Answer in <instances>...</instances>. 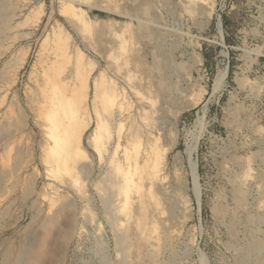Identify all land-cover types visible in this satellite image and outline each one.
Here are the masks:
<instances>
[{"label": "rangeland", "instance_id": "rangeland-1", "mask_svg": "<svg viewBox=\"0 0 264 264\" xmlns=\"http://www.w3.org/2000/svg\"><path fill=\"white\" fill-rule=\"evenodd\" d=\"M0 2V264L23 256L24 264H237L234 244L257 237L264 244V0ZM88 75L91 101L99 79L103 116L105 92L118 87L137 125L145 126L139 99L151 103L154 149L162 151L154 160L164 167V182L130 184L115 199L116 226L103 205V179L115 166L119 175L126 169L98 151L109 132L133 130L134 116L121 128L105 125L106 135L103 126L99 144L91 140L96 123L87 129V153L73 164L77 179L59 163L65 151L51 152L55 141L37 108L42 90L55 83L61 91L73 78L82 93ZM235 187L247 194L243 204ZM252 213L262 218L256 226L246 219ZM121 230L128 232L126 251L117 240Z\"/></svg>", "mask_w": 264, "mask_h": 264}, {"label": "bare ground", "instance_id": "bare-ground-1", "mask_svg": "<svg viewBox=\"0 0 264 264\" xmlns=\"http://www.w3.org/2000/svg\"><path fill=\"white\" fill-rule=\"evenodd\" d=\"M6 2V1H5ZM1 3V2H0ZM3 4V3H2ZM71 8V7H70ZM194 8V7H193ZM3 9V8H2ZM1 10V9H0ZM75 11V10H74ZM134 11V10H133ZM195 12V11H194ZM136 13V12H135ZM11 18V17H10ZM143 19V18H142ZM155 19V18H154ZM11 20V19H10ZM7 23V22H6ZM138 23V22H137ZM141 23V22H140ZM139 23V24H140ZM221 23H219V26ZM88 25V24H87ZM107 25V24H106ZM89 26V25H88ZM3 27V26H2ZM1 28V27H0ZM90 28V27H89ZM140 28V27H139ZM222 31V30H221ZM151 32V31H150ZM147 33V32H146ZM145 33V34H146ZM141 34V33H140ZM154 34V33H152ZM142 35V34H141ZM163 35V34H161ZM144 36V35H143ZM142 36V37H143ZM146 37V36H145ZM161 37V36H160ZM147 38V37H146ZM145 38V39H146ZM153 38V37H152ZM122 41V40H121ZM121 41H119L121 43ZM125 41V40H124ZM160 41V40H159ZM126 42V41H125ZM152 42V41H151ZM69 44V43H68ZM147 44V43H146ZM62 45V44H61ZM118 45V44H117ZM65 46V45H64ZM63 47V46H62ZM72 46H70L69 48H71ZM122 48V47H121ZM67 49V48H66ZM73 49V48H72ZM69 50V49H68ZM125 50V49H124ZM69 51H72V50H69ZM127 52V51H126ZM72 53V52H70ZM159 53V52H158ZM156 54V53H155ZM68 55H71L68 53ZM158 56V55H156ZM167 57V56H166ZM78 58V57H77ZM157 58V57H156ZM161 58V57H160ZM82 59V57H81ZM158 59H159V56H158ZM80 60V59H79ZM81 61V60H80ZM79 61V62H80ZM157 62V61H156ZM78 64V63H77ZM85 64V63H84ZM162 64V63H161ZM121 65V64H120ZM158 65V64H157ZM75 66V65H74ZM83 66V65H82ZM159 66V65H158ZM76 67V66H75ZM124 67V66H123ZM161 67V66H160ZM74 68V67H73ZM77 68V67H76ZM81 68V67H80ZM159 68V67H158ZM160 69V68H159ZM80 70V69H79ZM78 70L79 74H80V71ZM86 70V68H85ZM166 70V69H165ZM74 71V70H73ZM77 71V70H76ZM75 71V72H76ZM161 72V71H160ZM159 72V73H160ZM70 73V76H71V72H68ZM81 73H84L83 71ZM91 73V72H90ZM120 74V72H118ZM227 73V72H226ZM78 74V73H77ZM87 74V73H86ZM3 75V74H2ZM69 75V74H68ZM84 75V74H83ZM66 77V75H63ZM69 76V77H70ZM75 76V75H74ZM221 76V75H220ZM219 76V77H220ZM224 76V75H223ZM67 77V78H69ZM73 77V76H72ZM81 77V76H80ZM86 77V76H85ZM161 77V76H160ZM78 78V77H77ZM81 78H84V77H81ZM81 78H78L80 81L82 80ZM223 78V77H221ZM220 78V79H221ZM61 79V78H60ZM75 79V77H74ZM63 80H64V77H63ZM84 81H82L83 83H85V91L82 92V93H78L79 92V89H77L76 91L73 89L75 88L74 87V80L72 78L71 81H69L68 79L66 80L67 83L69 81L68 84H65L67 87H63L64 89H60V86L58 87L61 91H58L57 89V86L59 85L57 82L58 85H54L53 84V88H49V90H42V99L40 100L39 102V106L37 108H39V112L40 113V117L42 116L43 117V130L45 128L46 132L48 133V135L50 136L51 135V138L55 141V144H53L55 147V150L53 149V147H50L51 152H56L57 149L58 150H63L65 152L61 153L58 155L59 159H60V162H62V164L64 165V169L63 170H66V172L68 171L69 173H73V177H78L77 175L75 176V165H73L75 162H77V159H78V156L81 152L85 153L86 150L84 148L81 147V143L83 141V137L85 135V132L87 131V129L89 127H91L92 124H95L96 123V128L94 130V133H93V137L91 140H96L98 141V144H99V140H100V137H102V132H101V129L102 127L105 125H111L112 124V127L114 126H119L121 128V126H124L123 124L128 120V118L130 119L131 117H133L134 115L131 114V112L129 111V107L126 106L127 102L125 103V101H127L128 99V96L127 94L123 91V89H118L117 90H112L110 91L108 94L107 92H105V100L108 102L109 100V107L108 109L106 110V112H108V115L107 116H103L102 115V111H101V108H100V103L102 102V100H99L100 98H98V95H99V90H98V80L99 79H96V84H95V95L93 96V99L91 101V98H92V88L90 86V76L88 75L86 77V80L85 78L83 79ZM218 80V79H217ZM222 80V79H221ZM220 80V81H221ZM47 81H49L47 79ZM219 81V82H220ZM224 81V80H223ZM239 83L241 81V79L239 80ZM249 81V79H248ZM61 82V81H60ZM158 82V81H157ZM247 82V81H246ZM49 83V82H47ZM101 83V82H100ZM221 83V82H220ZM242 83V82H241ZM244 85H245V82H243ZM242 83V84H243ZM62 84V83H61ZM80 84V83H79ZM156 84V83H155ZM165 84V83H164ZM249 85V84H248ZM54 86H56V88H54ZM82 86V85H81ZM117 86V85H116ZM167 86V85H166ZM79 87V86H78ZM77 87V88H78ZM146 93L147 94H150V92L152 91V86L148 85L146 86ZM217 87V86H215ZM219 87V86H218ZM81 88V87H80ZM83 88V87H82ZM102 88V87H101ZM115 88V87H114ZM160 88V87H159ZM158 88V89H159ZM220 88V87H219ZM51 89V90H50ZM217 89V88H215ZM256 89V88H255ZM254 89V90H255ZM257 90V89H256ZM78 91V92H77ZM252 91V90H251ZM103 92V91H102ZM163 94H165L164 90H160L158 91V95L160 96V98H162ZM172 94V93H171ZM156 95V97L158 96ZM102 96V94H101ZM155 97V96H153ZM148 98H149V95H148ZM145 97H142L141 99H139L141 101V105L139 108L140 110V115L139 116L143 121H145V126L144 124L143 125H140L138 123V125L136 124V117L134 116V119H132V123H131V126L130 127H134L133 130L131 131H128V133H122V131L118 130L119 133H117L116 136H114L111 132H109V127L106 128V132H105V135L107 133V131L109 132L106 137H104V145L106 144L107 147L106 149L103 148L101 150V148H99V153H100V156L104 158L107 157L108 159V162H113L115 161V159L117 160V162L120 164V166H124L125 169H126V172L125 174H120L119 175V172H117L116 169V166H115V169L111 168L109 169L107 172V175L106 177L103 179V187H102V198H103V205L105 207V211L108 213V215H110V218L109 220H112L111 222L113 223V225L117 224V216L116 214L120 215L116 209H118V206L119 204L117 205L116 204V201L115 199L118 200V198L121 196V194H123L124 190H127V189H131L129 188V186H131L130 184H140V183H144V181L148 180V182L150 181V185H154L155 183H160V182H164L165 180V176H163V170H164V167H161L159 164H161V161L159 162H156L154 160V155L158 154V152L156 151H159V150H155L156 148L154 147V144L157 142V140H155V137L152 136V127H150V123L152 125V122H150V119H151V115L149 114L150 113V109H151V103L146 100H144ZM151 100V99H150ZM155 100V99H154ZM163 100H165V96H163ZM139 101V102H140ZM130 102V101H129ZM153 102V100H152ZM106 103V102H105ZM103 104V103H101ZM139 106V105H138ZM155 108V107H154ZM132 109V108H131ZM156 109V108H155ZM239 110V108H237ZM236 110V109H235ZM154 111V110H153ZM137 112V111H136ZM151 112H152V109H151ZM157 112V111H156ZM155 112V113H156ZM159 112V111H158ZM236 112V111H235ZM5 113V112H4ZM233 113V112H232ZM238 114V113H237ZM4 115V114H3ZM232 115H235V114H232ZM239 116V115H237ZM234 117V116H233ZM152 118L153 115H152ZM235 118V117H234ZM161 119V118H160ZM233 119V118H232ZM238 119V118H237ZM236 121V120H234ZM233 121V122H234ZM248 121V120H247ZM106 122V124H105ZM158 122V121H157ZM238 122V121H237ZM5 126V125H4ZM163 125H161L160 127H162ZM240 126V125H239ZM238 126V127H239ZM2 127V126H1ZM42 127V126H41ZM111 127V126H110ZM129 127V128H130ZM237 127V128H238ZM241 127V126H240ZM236 128V127H235ZM108 129V130H107ZM113 129V128H112ZM112 129L110 131H112ZM128 129V128H127ZM44 130V131H45ZM115 130V129H114ZM122 130V129H121ZM3 131V130H1ZM43 131V132H44ZM49 131V132H48ZM126 131V130H125ZM5 132V131H4ZM3 132V133H4ZM104 133V132H103ZM5 134V133H4ZM45 134V133H44ZM48 136V137H49ZM2 138V137H1ZM47 138V137H46ZM48 139V138H47ZM46 140V139H45ZM3 141V140H2ZM53 141V142H54ZM89 142H90V138H89ZM47 143H48V140H47ZM92 143V142H91ZM132 143L134 145H138V146H133V148H136L135 150H137V152H135L134 150H130V151H133L135 153H132L130 154L129 152V148H130V145H132ZM93 144V143H92ZM91 144V145H92ZM105 145V146H106ZM157 145V144H156ZM48 146V144H47ZM46 146V147H47ZM99 145H97L98 147ZM139 146L142 148H139ZM143 146V147H142ZM234 146V145H233ZM95 147V145H94ZM96 147V148H97ZM157 147V146H156ZM192 147V146H191ZM49 148V147H48ZM155 148V149H154ZM141 149V150H140ZM158 149V148H157ZM192 149H190V153L192 154ZM263 149V148H262ZM97 150V149H96ZM59 152V151H58ZM160 152H162L160 150ZM189 152V151H188ZM50 153V152H49ZM87 153V152H86ZM160 154V153H159ZM253 154V153H252ZM51 155V154H50ZM57 156V154H55ZM106 155V156H105ZM163 155V154H162ZM162 155L160 154V158L159 159H162L164 157H162ZM190 155V154H189ZM262 155V154H261ZM83 156H85L83 154ZM88 156V155H87ZM157 156V157H159ZM164 156V155H163ZM232 156V155H231ZM52 157V155H51ZM50 157V158H51ZM54 157V156H53ZM58 157H56L58 159ZM156 157V156H155ZM64 158V161H61V159ZM103 158V159H104ZM191 158V156H190ZM195 158V157H194ZM263 158L264 160V155L261 156V159ZM54 159V158H53ZM158 159V158H156ZM164 160V159H163ZM190 160V159H189ZM197 160V159H196ZM49 161V160H48ZM56 161V160H55ZM106 161V160H105ZM153 161V162H152ZM53 162V161H52ZM57 162V161H56ZM152 162V163H151ZM239 162V161H238ZM245 163V162H244ZM58 164V163H56ZM54 164V165H56ZM113 164V163H112ZM163 164V162H162ZM53 165V166H54ZM73 165V166H72ZM158 165V166H157ZM191 167L193 168L192 172H194V191H195V194L196 196H198V198H200V186H198L197 182H198V171H197V162L196 161H193L191 160V163H190ZM60 166V165H58ZM86 166V164H85ZM84 166V167H85ZM112 166V165H111ZM114 166V165H113ZM226 166V165H225ZM62 167V166H60ZM62 167V168H63ZM83 167V168H84ZM110 167V165H109ZM51 168V166H50ZM59 168V167H58ZM57 168V169H58ZM62 168H60L59 170H62ZM53 169V168H52ZM78 169V167H77ZM85 169V168H84ZM107 170V169H106ZM121 171V170H120ZM240 171V170H239ZM53 172L57 173V174H61L60 171H57V170H54ZM124 172V170H123ZM244 172V171H243ZM55 174V175H57ZM77 174V172H76ZM246 174V173H245ZM70 175V174H69ZM68 175V176H69ZM240 175V174H239ZM247 175V174H246ZM60 178H61V175H59ZM121 176V177H120ZM56 177V176H55ZM88 177V176H87ZM246 177V176H245ZM253 178V177H252ZM78 179V178H77ZM233 179V178H231ZM244 179V178H243ZM256 179V178H255ZM237 180V179H236ZM235 180V181H236ZM241 180V179H239ZM60 181V180H59ZM66 181V180H65ZM234 181V182H235ZM81 182H84V181H81ZM134 182V183H133ZM77 183H79L77 181ZM199 183V182H198ZM236 183V182H235ZM241 183V182H240ZM243 183V182H242ZM246 183V182H245ZM76 184V183H75ZM260 184V183H259ZM141 185V184H140ZM138 186V187H141V186ZM240 185V184H238ZM242 185V184H241ZM258 185V184H257ZM96 186V185H95ZM142 186H144L142 184ZM160 186V185H159ZM246 186V185H245ZM83 187V186H82ZM81 187V188H82ZM85 187V186H84ZM83 187V188H84ZM132 187V186H131ZM134 187V185H133ZM243 187V185H242ZM242 187H235V191H236V194L239 195V198H240V202L243 204L246 199V192L242 189ZM77 188V187H76ZM246 190H248L246 187H245ZM79 190H81L79 188ZM78 190V191H79ZM141 190V189H140ZM233 190V191H234ZM259 190V189H258ZM131 191V190H130ZM129 191V192H130ZM136 191H137V188H136ZM139 191V189H138ZM137 191V193H138ZM97 192V191H96ZM141 192V191H140ZM139 192V194H140ZM258 192V191H257ZM81 193L82 194H85L84 190L82 189L81 190ZM145 193V192H143ZM234 193V192H233ZM146 194V193H145ZM167 194V193H166ZM236 194L234 193V195L236 196ZM101 195V194H100ZM125 195V193H124ZM143 194H140L138 196V198H140L141 202H142V205L143 203L145 202V199L143 198L142 199V196ZM80 196V195H79ZM83 196V195H82ZM85 196V195H84ZM123 196V195H122ZM141 196V197H140ZM147 196V195H146ZM125 197V196H124ZM130 197V195H129ZM119 200L123 201L122 198H120ZM130 200V199H129ZM153 200V199H152ZM151 200V201H152ZM128 200H126L127 202ZM264 201V200H263ZM130 202V201H129ZM125 203V202H124ZM237 203V201H236ZM240 203V204H241ZM247 203V202H246ZM157 204V203H156ZM239 204V203H238ZM142 205L139 204V207L141 206V210L144 208ZM237 205V204H236ZM246 205V204H245ZM244 205V206H245ZM123 206V205H122ZM238 206V205H237ZM121 207V205H120ZM156 207V206H155ZM173 207V205H172ZM240 207V206H239ZM243 207V206H242ZM147 208V207H146ZM171 208V207H170ZM232 208V207H231ZM90 209V207H89ZM226 209V208H224ZM233 209V208H232ZM243 209V208H242ZM247 209V208H246ZM249 209V208H248ZM119 210V209H118ZM121 210L123 209H120V213H121ZM129 210V208H128ZM125 211V212H128ZM156 210V209H155ZM172 210V209H171ZM88 211V210H87ZM86 211V212H87ZM124 211V210H123ZM122 211V212H123ZM246 211V210H244ZM228 212V211H227ZM84 213V212H83ZM124 213V212H123ZM169 213V212H168ZM223 213V211H222ZM234 213V212H233ZM236 213V212H235ZM162 214V213H161ZM253 214V213H252ZM252 214H248V218L246 217V219L248 220V223L252 224V225H255L257 223H260L262 221V218L260 216H257L256 214L252 215ZM127 216L128 213H126ZM230 215V214H229ZM233 215V214H232ZM236 215V214H234ZM93 216V215H92ZM146 214H145V218H146ZM108 217V216H107ZM229 217V216H228ZM234 217V216H233ZM128 218V217H127ZM231 218V217H230ZM229 219V218H228ZM233 219V218H232ZM231 219V220H232ZM153 220V219H152ZM156 221V220H155ZM230 221V220H229ZM233 221V220H232ZM264 221V220H263ZM93 222V221H92ZM139 222V221H138ZM141 222H144L141 220ZM234 222V221H233ZM115 223V224H114ZM121 223V222H120ZM123 224V223H122ZM140 224V223H139ZM143 224L142 223V227H143ZM151 224V223H150ZM149 224V225H150ZM156 224V223H155ZM145 225V224H144ZM230 225V223H229ZM116 226V225H115ZM121 226V225H120ZM113 227V226H112ZM146 227V226H145ZM230 227V226H229ZM249 227V226H248ZM235 228V227H234ZM234 228L231 227V229L229 230L231 233H233L234 231ZM251 228V227H249ZM147 229V228H146ZM253 229V228H251ZM155 230V229H154ZM153 230V231H154ZM157 230V228H156ZM126 231V230H125ZM120 231L119 234V238L117 239L118 240V244L126 250H128L127 248L128 247V232L126 231ZM251 231V230H250ZM255 232V231H253ZM173 233V232H172ZM101 235V234H100ZM168 235V234H167ZM230 235V234H229ZM255 235V234H254ZM144 236V235H143ZM163 236V235H162ZM165 236V235H164ZM117 238V237H116ZM150 238V237H149ZM259 238V237H257ZM251 239L250 241H247L241 245H235L233 246L234 250L236 251V254H237V259H236V263L237 264H258V262L262 261L261 258L264 257V244L261 240L259 239ZM161 239V238H160ZM248 239V238H247ZM150 242V240H149ZM103 245V244H102ZM118 245V246H119ZM176 245V244H175ZM165 246V245H164ZM115 247V246H114ZM168 247V246H167ZM166 247V248H167ZM170 248V247H169ZM26 250V249H25ZM29 251V250H28ZM178 251V250H177ZM183 251V250H182ZM25 252V251H24ZM123 252V251H122ZM128 252V251H127ZM28 253V252H27ZM126 253V252H124ZM159 253V252H158ZM24 254V253H23ZM29 254V253H28ZM127 254V253H126ZM18 255V254H17ZM129 255V254H128ZM19 256V255H18ZM21 256H23L21 254ZM20 256V257H21ZM172 256V255H171ZM15 257V256H14ZM17 257V256H16ZM24 257V256H23ZM23 257L22 260H23ZM28 257V256H27ZM26 257V258H27ZM13 258V256H12ZM126 258V256H125ZM154 258V257H153ZM29 259V258H28ZM103 259V258H102ZM123 259V258H122ZM263 259V258H262ZM20 258H18L17 260V263L16 264H24L25 262H21L22 261ZM25 260V259H24ZM125 260V261H124ZM123 262H125V264H128V261L129 259H124ZM26 261V260H25ZM102 261V260H101ZM175 261V260H174ZM15 262V260H14ZM170 263V262H169ZM11 264H14L12 263L11 261ZM160 264V263H159ZM172 264V263H171ZM235 264V263H234Z\"/></svg>", "mask_w": 264, "mask_h": 264}]
</instances>
